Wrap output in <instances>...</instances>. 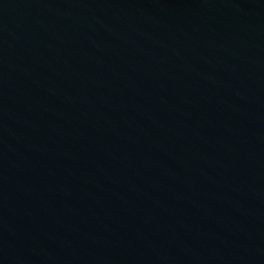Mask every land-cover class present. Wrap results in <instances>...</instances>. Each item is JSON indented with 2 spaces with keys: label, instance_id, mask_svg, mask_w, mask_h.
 Masks as SVG:
<instances>
[{
  "label": "water",
  "instance_id": "1",
  "mask_svg": "<svg viewBox=\"0 0 264 264\" xmlns=\"http://www.w3.org/2000/svg\"><path fill=\"white\" fill-rule=\"evenodd\" d=\"M0 264H264V0H0Z\"/></svg>",
  "mask_w": 264,
  "mask_h": 264
}]
</instances>
